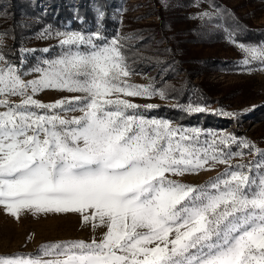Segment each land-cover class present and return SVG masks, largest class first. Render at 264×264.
I'll return each mask as SVG.
<instances>
[{
    "label": "snow or ice",
    "instance_id": "obj_1",
    "mask_svg": "<svg viewBox=\"0 0 264 264\" xmlns=\"http://www.w3.org/2000/svg\"><path fill=\"white\" fill-rule=\"evenodd\" d=\"M56 35L63 54L27 69L0 50V210L16 219L76 213L82 224L106 231L99 240L0 256V264H264V151L231 134L208 133L202 142L200 129L137 113L141 105L127 97L164 99L165 92L125 79L118 38ZM229 40L243 66H264V43H238L232 33ZM46 90L74 95L35 98ZM15 96L19 103L8 99ZM74 111L81 115L60 114ZM233 145L251 148L257 159L231 164L244 155L230 151ZM216 164L227 167L203 185L172 178Z\"/></svg>",
    "mask_w": 264,
    "mask_h": 264
},
{
    "label": "trees",
    "instance_id": "obj_2",
    "mask_svg": "<svg viewBox=\"0 0 264 264\" xmlns=\"http://www.w3.org/2000/svg\"><path fill=\"white\" fill-rule=\"evenodd\" d=\"M128 0H0V50L13 61L21 59V49L28 36L40 29H61L66 26H93L104 39L116 36L119 20L115 8ZM182 10L158 7V23L136 24L129 37L120 38L127 67L133 73L148 75L157 89L165 92L164 100L147 111L148 115L170 117L183 125L200 128L231 127L235 122L216 111L189 113L188 104L203 107L222 105L229 97L222 85L207 80L210 73L232 66L222 57L203 55L205 47L230 41L229 33L239 43H264V25H254L237 8L224 0H177ZM199 1L211 11V18L198 20L183 9ZM264 3V0H252ZM102 13V15H101ZM202 46L199 49H191ZM199 79L198 81H196ZM251 120L264 118V103L250 110Z\"/></svg>",
    "mask_w": 264,
    "mask_h": 264
},
{
    "label": "rangeland",
    "instance_id": "obj_3",
    "mask_svg": "<svg viewBox=\"0 0 264 264\" xmlns=\"http://www.w3.org/2000/svg\"><path fill=\"white\" fill-rule=\"evenodd\" d=\"M158 7L166 8L169 7L171 10L179 13L182 10L179 1L177 0H157ZM227 5H231L237 8L240 15L247 18L254 25H264V3L254 2L252 0H224ZM155 2L153 0H128L126 2L120 1L115 8V14L119 20V27L116 36L106 41H110L113 38L129 37V31L136 24H150L158 23L159 18L156 12ZM211 10L204 6L199 1L192 8L183 9V12L192 13L191 17L198 20L201 18L200 13ZM58 32H80L85 36H90L93 33L99 32L93 26H86L84 28H78L77 26H66L61 29H40L37 32L32 33L28 36L23 48L21 49V59L24 60V68H30L38 61L45 58H54L58 55L63 54L65 47L59 44V39L56 35ZM4 40L0 36V43ZM100 43L101 41H96ZM202 46H197L199 49ZM49 49L48 52H44L43 49ZM203 55L215 57H222L229 60L232 66L210 73L207 76V80L212 83L220 84L225 88L227 92L226 96L229 97L222 105L205 107L206 111H216L221 116L227 117L232 123L235 122L234 126L218 128H200L197 125L183 126L172 120L170 117L161 115H148L147 109L143 106L169 104L164 99H161L159 95H154L150 99L144 98H131L132 102L141 105V107L135 110L137 113L144 115L148 118H159L167 119L171 122L173 127H180L183 129H200L203 133L201 141L205 139L210 140L211 137L208 133L213 134H231L235 137L243 138L249 144L255 145L257 149L264 151V118L261 120H251L249 115L250 110H256L258 105L264 103V66L259 62H253L247 66H243L240 61L244 58L243 53L240 49L231 41L223 43H217L212 47H205ZM129 69V67H128ZM130 75L126 77L130 84L137 85H154L150 82L149 76L133 73L130 69ZM34 78L32 75H26L23 79L28 80ZM197 79L196 81H198ZM74 95L72 93L64 91L46 90L35 96L36 99L43 103H51L58 99L69 97ZM10 102L19 103L21 97H8ZM4 109H0L2 111ZM41 112L47 110H38ZM222 113H235V117H230ZM66 115L68 118L78 117L81 115L79 111L60 113ZM230 151H242L244 155L241 157H233L231 164H249L250 162L257 159L252 149H243L238 145H233ZM226 165L216 164L211 170H202L198 174H188L184 177H172L179 179L184 183L191 185H203L211 178L216 177L226 169ZM247 171V169H245ZM255 169H253V172ZM106 231L105 228L97 227L93 229L91 225H85L81 222V217L76 213H49L40 214L33 216L31 214H24L19 219L13 218L10 215H6L0 210V256H9L15 253L22 254H36L41 246L47 244H53L58 242L77 241L83 240L90 242L92 239L99 240L102 238L103 233ZM45 259L51 257H44Z\"/></svg>",
    "mask_w": 264,
    "mask_h": 264
}]
</instances>
